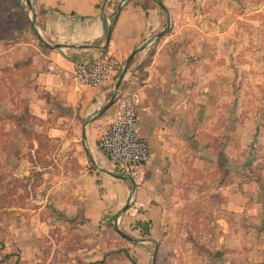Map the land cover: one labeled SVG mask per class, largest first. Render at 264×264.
Here are the masks:
<instances>
[{"label":"crops","instance_id":"1","mask_svg":"<svg viewBox=\"0 0 264 264\" xmlns=\"http://www.w3.org/2000/svg\"><path fill=\"white\" fill-rule=\"evenodd\" d=\"M19 4L33 26L19 32L27 40L0 50V71L28 92L29 113L51 118L49 134L58 139L56 162L65 166L53 200L63 207L56 209L82 234L95 236L93 241L105 250L121 251L115 261L102 256L100 264H152L154 256L155 264H204L193 249L198 239L192 240L183 229L179 232L184 200L178 191L194 176L188 170L203 165L201 157L190 154L204 150L205 135L218 120L207 105L219 84L215 61L198 67L201 48L196 40L186 46L192 31L185 25L168 33L173 16L157 0H19ZM134 52L118 91L140 94L139 134L151 151L142 179L135 184L99 148L100 130L117 107L114 101L102 113L115 95V78L99 87L79 85L74 78L80 64L114 59L118 67L124 66ZM130 193L142 205L136 215L127 206ZM215 193L224 197L217 213L252 214L246 205L254 193L247 183ZM218 217L213 245L237 243L230 256L221 252L219 264H264V242L253 249L246 239L227 235L228 223ZM82 258L91 264L89 257Z\"/></svg>","mask_w":264,"mask_h":264},{"label":"rangeland","instance_id":"2","mask_svg":"<svg viewBox=\"0 0 264 264\" xmlns=\"http://www.w3.org/2000/svg\"><path fill=\"white\" fill-rule=\"evenodd\" d=\"M157 1L173 16L166 31L188 25L192 32L186 46L196 40L201 48L198 67L214 60L219 71L216 95L207 103L218 120L205 135L204 150L190 154L204 163L186 172L194 176L178 191L184 200L179 232L198 239L193 249L206 264H219L221 252L230 256L237 243L213 245L218 216L228 223L227 235L246 239L253 249L264 242V0ZM32 26L19 0H0V50L27 40L19 32ZM124 66L117 67L115 85ZM12 79L0 71V264H84L83 256L100 264L106 255L115 261L120 250H105L56 209L63 207L53 200L65 166L56 162L51 118L29 113L28 92ZM245 183L254 193L246 205L252 214L217 213L224 197L215 192Z\"/></svg>","mask_w":264,"mask_h":264},{"label":"built area","instance_id":"3","mask_svg":"<svg viewBox=\"0 0 264 264\" xmlns=\"http://www.w3.org/2000/svg\"><path fill=\"white\" fill-rule=\"evenodd\" d=\"M117 67L114 59L83 63L76 68L74 78L79 85L99 87L115 76ZM115 103L114 116L100 130L99 148L135 184L141 180L143 169L151 159L150 147L141 138L138 128L141 97L132 89L117 91ZM127 206L131 214L136 215L142 205L135 201L134 193H130Z\"/></svg>","mask_w":264,"mask_h":264},{"label":"water","instance_id":"4","mask_svg":"<svg viewBox=\"0 0 264 264\" xmlns=\"http://www.w3.org/2000/svg\"><path fill=\"white\" fill-rule=\"evenodd\" d=\"M111 30H112V27H109V28H108V31H107V42H108L109 39H110ZM135 53H136V52L132 53V55L127 59V61H126V63H125V66H124V68H123V72H122V74L119 76V78H118V82H117L116 85H115V95H116V92L118 91V88H119L120 82H121L122 79L124 78L125 71L127 70V68H128V66H129V64H130V62H131V60H132V58H133V56H134ZM115 95H114L113 99L109 102V104H108L106 107H104V109L102 110V113L105 112V111H106V110H107V109H108V108L114 103V101H115ZM122 236L125 237V238H128V237L125 236L124 234H123ZM152 264H155V256H154V258H153V262H152Z\"/></svg>","mask_w":264,"mask_h":264},{"label":"trees","instance_id":"5","mask_svg":"<svg viewBox=\"0 0 264 264\" xmlns=\"http://www.w3.org/2000/svg\"><path fill=\"white\" fill-rule=\"evenodd\" d=\"M23 9H24V7H23ZM256 230H257V231H260V229H258V228H257ZM144 231H145V229H144ZM196 252H197V251H196ZM217 254L219 255V253H217ZM201 255H202V254H201ZM202 256H203V255H202ZM203 259H204V264H206V263H205V258H204V256H203ZM213 263H214V261H213ZM214 264H215V263H214Z\"/></svg>","mask_w":264,"mask_h":264}]
</instances>
